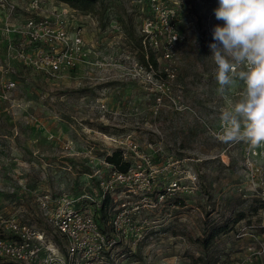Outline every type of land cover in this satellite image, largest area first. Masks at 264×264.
<instances>
[{"label":"rangeland","instance_id":"rangeland-1","mask_svg":"<svg viewBox=\"0 0 264 264\" xmlns=\"http://www.w3.org/2000/svg\"><path fill=\"white\" fill-rule=\"evenodd\" d=\"M95 1L84 12L58 0H0V222L14 218L45 233L47 246L64 256L65 240L38 199L66 193L94 203L101 179L109 175L106 158L120 150L132 153V142L142 150L150 143L159 167L187 160L198 189L157 203L165 178L170 180L162 175L152 202L132 213L140 235L123 241L109 264H223L240 261L249 248L264 249V204L237 193L246 144L210 135L243 87L223 97L217 92L209 44L214 27L224 23L215 17L220 0H161L165 7L178 5L184 36L177 76L164 84L147 78L143 55L157 56L141 48L152 0ZM31 21L63 28L59 51L76 48L79 36L80 52L70 50L76 65L54 72L32 64L40 48L46 58L52 49L31 38ZM157 62L160 75L163 62ZM127 188L118 186L98 211L107 231L119 204H138L140 197ZM254 264H264V252Z\"/></svg>","mask_w":264,"mask_h":264},{"label":"built area","instance_id":"built-area-1","mask_svg":"<svg viewBox=\"0 0 264 264\" xmlns=\"http://www.w3.org/2000/svg\"><path fill=\"white\" fill-rule=\"evenodd\" d=\"M151 2L153 16L147 18L142 27L143 48L145 51L154 52L157 60L163 62V66L158 75L157 69L147 62V78L149 80L160 78V82L164 84L177 76L176 55L178 45L184 40V36L178 26L179 11L176 7L178 5L165 7L161 0ZM27 27L31 30L32 39L44 40V45H50L52 49L50 57L46 58L43 49L40 48L37 57L31 61L32 64L38 68L46 66L54 72L61 70L65 64L76 65L72 53L75 50L78 53L82 48L83 41L79 36L75 41L76 48L66 47L59 51L57 44H62L66 40L63 28H55L48 22L34 21ZM21 57L25 59L26 56L22 53ZM146 59H149L148 55ZM24 62L28 63L27 59ZM160 101L158 98V102ZM219 130L220 125L210 131V135L213 131ZM129 149L132 153L120 150L123 161L130 163L126 173L119 171L107 160L103 162L110 171L99 183L101 194L98 200L94 201L96 204L90 197L87 198L90 202L85 203L66 193L57 196L48 193L38 199L39 207L44 211L51 226L65 240L64 256L47 246L45 233L10 218L0 222V230L4 234H11L10 237L0 238V261L18 264H109L114 250L123 241L140 235L139 226L132 213L143 210L152 202L153 193L162 175H169L170 180L165 178L162 191L157 194V203H162L177 194L186 195L190 190L198 189V175L188 167L187 160L169 161L159 167L155 163L156 150L152 144L149 143L142 150L132 142ZM128 156L131 157L130 160ZM242 174L244 180L237 185V193L244 199L253 197L264 204V147L253 150L245 145L242 152ZM118 186L125 188L129 186L125 191L139 196L140 199L133 207L130 201L119 204L116 213L109 220L110 228L107 231L101 227L98 211L110 201L111 196L118 194ZM43 252L46 253L45 256ZM263 252V248L257 252L249 248V253L240 261H227L223 264H254L255 258Z\"/></svg>","mask_w":264,"mask_h":264},{"label":"clouds","instance_id":"clouds-1","mask_svg":"<svg viewBox=\"0 0 264 264\" xmlns=\"http://www.w3.org/2000/svg\"><path fill=\"white\" fill-rule=\"evenodd\" d=\"M209 44L216 65L217 92L243 85L239 99L220 114L211 134L225 144L264 147V0H220Z\"/></svg>","mask_w":264,"mask_h":264},{"label":"trees","instance_id":"trees-1","mask_svg":"<svg viewBox=\"0 0 264 264\" xmlns=\"http://www.w3.org/2000/svg\"><path fill=\"white\" fill-rule=\"evenodd\" d=\"M59 2L65 3L69 6H71L73 9L75 10H79V11H84V12H90L93 10L94 6H95V0H58ZM141 48L143 49V46L141 44ZM151 55H149V59L146 60L145 55H143V60L145 62V64H147V62H150L156 69H158V62L154 57H150ZM107 162H109L110 164L116 166L118 168L119 171L126 173L130 167V163H126L123 161V156H122V152L121 151H115L113 154L109 155L106 158ZM178 204L182 205L183 202H178ZM244 215H240V217L237 219V221L241 220ZM101 223V222H100ZM101 227L103 228L102 224ZM5 237V234L0 230V238Z\"/></svg>","mask_w":264,"mask_h":264}]
</instances>
